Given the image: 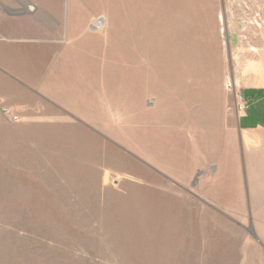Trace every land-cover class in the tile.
Wrapping results in <instances>:
<instances>
[{
  "label": "rangeland",
  "instance_id": "374dc122",
  "mask_svg": "<svg viewBox=\"0 0 264 264\" xmlns=\"http://www.w3.org/2000/svg\"><path fill=\"white\" fill-rule=\"evenodd\" d=\"M24 3L59 42L89 37L90 49L96 40L99 53L104 48L103 57L88 52L89 70L97 59L99 72L101 59L104 65V134L95 138L104 151L96 152L92 129L71 117L74 139L89 132L87 150L73 151L71 167L42 161L30 193L35 205L0 216L2 264H264L249 223L202 215L200 232L192 231V222L160 214L162 193L184 191L145 181L164 179L152 165L177 163L179 141L190 148L194 138L208 141L203 128L183 135L178 113L205 116L199 106L223 99L230 115L233 77L263 60L264 0Z\"/></svg>",
  "mask_w": 264,
  "mask_h": 264
},
{
  "label": "crops",
  "instance_id": "0c3cea01",
  "mask_svg": "<svg viewBox=\"0 0 264 264\" xmlns=\"http://www.w3.org/2000/svg\"><path fill=\"white\" fill-rule=\"evenodd\" d=\"M91 49L103 57L97 40ZM91 49L89 37L59 42L42 27L37 10L26 9L24 0H0V100L20 118L15 125L0 118V216L26 214L24 206L35 205L30 193L41 182L42 161H54L47 166L55 167L65 161L67 166L73 151L87 150L82 137H88V128L96 152L104 151L103 142L99 147L95 139L99 132L104 134V65L101 59L99 72L97 59L89 70ZM232 89L245 101L244 112L237 114L232 107L226 116L222 99L199 106L205 116L197 117L189 108L186 115L178 113L183 135L187 128L197 137L203 128L208 141L194 138L191 148L179 141L177 163L152 165L167 182L155 174L145 181L173 184L184 191L162 193L160 214L175 216L172 220L182 225L192 222L191 230L197 232L202 215L233 217L249 223L264 250V55L233 77ZM73 116L87 128L83 135L77 133L80 139H74ZM2 257L0 245V264Z\"/></svg>",
  "mask_w": 264,
  "mask_h": 264
},
{
  "label": "built area",
  "instance_id": "2783aa9c",
  "mask_svg": "<svg viewBox=\"0 0 264 264\" xmlns=\"http://www.w3.org/2000/svg\"><path fill=\"white\" fill-rule=\"evenodd\" d=\"M245 106H246L245 101L243 100L241 95L236 94L235 95V108H236L237 114L243 113L245 110ZM0 118L12 124L20 123V118L11 109L4 106L1 100H0Z\"/></svg>",
  "mask_w": 264,
  "mask_h": 264
},
{
  "label": "water",
  "instance_id": "95a60500",
  "mask_svg": "<svg viewBox=\"0 0 264 264\" xmlns=\"http://www.w3.org/2000/svg\"><path fill=\"white\" fill-rule=\"evenodd\" d=\"M97 23H103V19L102 18H99L98 20H97ZM90 29L91 30H94V27H90ZM248 233H250V231H248ZM251 234V233H250Z\"/></svg>",
  "mask_w": 264,
  "mask_h": 264
},
{
  "label": "bare ground",
  "instance_id": "6f19581e",
  "mask_svg": "<svg viewBox=\"0 0 264 264\" xmlns=\"http://www.w3.org/2000/svg\"><path fill=\"white\" fill-rule=\"evenodd\" d=\"M98 24V23H97Z\"/></svg>",
  "mask_w": 264,
  "mask_h": 264
}]
</instances>
